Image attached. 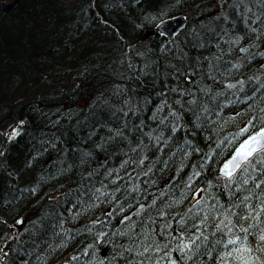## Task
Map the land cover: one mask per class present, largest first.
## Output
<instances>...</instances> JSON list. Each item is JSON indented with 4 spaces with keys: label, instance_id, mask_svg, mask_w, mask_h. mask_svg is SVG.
Wrapping results in <instances>:
<instances>
[{
    "label": "trees",
    "instance_id": "obj_1",
    "mask_svg": "<svg viewBox=\"0 0 264 264\" xmlns=\"http://www.w3.org/2000/svg\"><path fill=\"white\" fill-rule=\"evenodd\" d=\"M10 1L0 0V210L4 208L10 217L13 212L32 205L39 196L44 204L22 214L28 221L30 217L41 221H26L19 235L10 234L7 221L0 222V249L5 246L8 251L7 256L4 250L0 251L5 259L1 264H139L141 260L149 264L145 257L136 256V249L142 251L138 240L151 244L148 239L163 238L167 242L166 238H176L189 229L198 232L194 224L201 225L207 234V230L216 229L213 213L217 210L215 215H220L221 205L225 210L246 213L244 196L252 197L247 203L259 205L264 197V163L261 162L264 157L248 164L234 183L224 179L212 183L208 176L195 172L181 160L183 156L174 154L180 148V141L170 138L165 144L154 142L151 149L143 147L148 139L168 131L172 133V127L179 120L188 118L211 144L219 142V152L226 158L236 145L233 136L237 133L233 130L237 122H247L253 129L264 122V86L258 80L246 82L242 88L241 97L247 107L236 117L222 114V106L218 104L209 112L212 113L209 120H205L199 105L187 112L153 80L143 86L146 89L143 94L148 97L153 93L150 95L155 96L154 102L140 100L135 91H128L127 96L119 97L120 107L115 102L112 105L111 95L124 87L107 76V70L95 71L101 62L143 58L139 45L148 47V43L140 37L134 23L137 16H143L150 23L160 19L161 0H20L18 7L8 11L5 6ZM237 1L241 7L254 3L259 16L264 18V0ZM125 10L128 12L123 18L106 22L107 18L117 17ZM172 10L173 7H168L166 14ZM192 44L196 50L204 51V42ZM234 50L230 46L224 48L226 53ZM215 56L217 53L212 55L214 61ZM132 96L136 100H130ZM86 99L88 102H84ZM41 126H46L48 131L41 130ZM14 130L19 134L10 138ZM190 142L194 144V140ZM156 149L173 163L176 161L177 166L185 164L190 168L183 175L190 184L188 189H178L188 194L189 199L199 185L204 188L196 213L190 218L184 214V233L180 219L175 225L168 221L184 205L183 198L176 195L169 200L168 209L157 203L151 208L156 201L139 196L149 202L147 211L142 216H133L124 225H118L119 213L130 208L134 199L111 203L106 199L95 214L96 203L91 196L105 199L107 189L125 185L127 178L137 176L142 170L141 163L150 162L158 168L159 162L147 160L142 153ZM88 156H93L92 160ZM84 171H87L85 177ZM167 171L178 174L170 165L164 174ZM89 172H94L93 180L87 179ZM77 176L81 178L76 179ZM195 176L198 182L192 181ZM67 178L83 183L65 185ZM244 179L249 183L243 184ZM163 183L170 190L178 187L177 181L168 182L164 178ZM57 193L60 195L52 198ZM110 207L112 219L104 215ZM72 210L79 212L70 219ZM205 216L208 219L202 224ZM93 218L105 219L92 223ZM241 223L249 227L254 222ZM39 224L45 225L46 231L37 228ZM259 227L251 228L248 233L253 247L259 243ZM28 239L32 242L29 254L24 243ZM221 239L226 237L215 232L207 240L198 241L200 246L193 250V258L184 257V262L177 259L181 256L179 252L171 255L179 264H221L219 257L224 254V248L217 243ZM128 247H133V251L121 255ZM104 248H108L105 257L101 255ZM152 254L149 252L146 256L153 260L164 255L154 253L152 257ZM253 255L264 259V253Z\"/></svg>",
    "mask_w": 264,
    "mask_h": 264
},
{
    "label": "bare ground",
    "instance_id": "obj_2",
    "mask_svg": "<svg viewBox=\"0 0 264 264\" xmlns=\"http://www.w3.org/2000/svg\"><path fill=\"white\" fill-rule=\"evenodd\" d=\"M161 3L163 8L159 12L162 17L158 18L155 23L147 22L143 16H137L135 20L134 26L140 32V37L148 43V47L139 45V51L143 55L141 60L101 62L100 66L96 65L95 67L96 72H100L101 69L107 70V76L115 79L116 82L118 81V85L124 87L123 90L111 95V104L113 105L115 102L120 107L122 101L119 97L127 96L128 91H135L140 100L150 99L151 102H154L153 98L155 96L150 95L153 93H150V96L147 95L148 97L143 94L146 90L143 86L148 82L155 81L170 95L169 97L174 102L181 103L187 112L199 105L200 113H202L205 120H209L212 114H209V112L215 110V107L219 104L220 107L222 106V114L226 112L229 113V117H236L247 107L246 102L241 97L245 83L258 80V84L264 86V55H261V53H264V18H261L257 13L256 5L244 2L248 5L241 7L237 0H211L208 3H205L204 0H161ZM168 7H173V10L171 13L166 14ZM231 8L236 9V11L231 10ZM87 9L89 8L87 7ZM127 12L128 10H125L117 17H109L106 22L108 23V21L110 22L119 17L123 18V14ZM252 28L257 29V31L252 32ZM116 33H118V30H116ZM237 37H243V39L238 43H231L236 41ZM119 38H122L120 34ZM225 41H229V43H225ZM192 42L196 44L204 42V51L196 50ZM227 46L233 47L234 52H224V48ZM241 48H247L248 51L241 52ZM215 53H217V56H215L214 61L212 55H215ZM222 62L224 65H222ZM234 65H238V67H234ZM152 76H155V79ZM188 81H190V84H187ZM229 85L234 87H228ZM135 98L137 97L132 96L130 100H136ZM192 100H195V104L189 103ZM84 102H88V100L86 99ZM195 113H197V110ZM41 127V130L48 131L46 126ZM172 128L176 130H173L172 133L168 131V133L148 139L143 147L151 149L154 142H158L160 145L161 143H168L167 141L170 138H174V140L180 141V148L175 149L174 154L179 157L183 156L184 158L180 159L185 161L192 170L208 176L212 183H216V179L228 181V178L224 177L221 171L223 165L236 155L252 135L264 129V122L256 129L250 127L247 122H237L233 130L237 133L236 136H233L236 145L230 150L226 158H222L219 152V142L216 141L211 144L207 139L208 137L200 133L198 131L199 127L195 126L188 118L184 121L179 120V123ZM52 131L53 128L49 130L50 133ZM191 140H194V144L190 142ZM74 147L79 148L78 145ZM209 149L210 152H207ZM160 150L163 151L164 149ZM142 153L147 160L159 162L158 168L150 162L147 165L141 163L142 170L137 172V176L135 174L127 178L125 185L107 189L105 199L91 196L96 203L94 213L97 214L100 211L106 199L110 203L134 199V202L129 204L130 208L119 213L121 217L118 225H124L133 216H142V212L147 211L149 202L142 201L139 196L156 201L151 208H154L157 203L168 209L169 200L176 195L183 198L185 207L183 205V208L179 209L178 215L174 217L171 215L168 221L170 224L172 222L175 225L179 219L184 220V214L190 218L191 214L196 213L197 209L195 208L199 206V200L204 190L203 186L199 185L190 199L188 194L178 190L188 189L190 184L183 179V175L190 168L188 169L185 164L177 166L176 161L173 163L172 159L166 158L164 153H159L157 149L155 151L144 150ZM88 158L92 160L93 156H88ZM164 158H166L165 163ZM169 165L175 168L178 174L168 171L164 174ZM51 169H54V166H51ZM87 171H84L83 177H85ZM89 173L87 179L93 180L91 175L94 172ZM78 178L81 177L77 176L76 179ZM164 178L168 182L177 181V189L170 190L167 185H163ZM158 179L159 181H157ZM73 180L74 178H67L65 185L71 186L83 183L82 180L72 182ZM194 180L198 182L196 176L192 179V181ZM132 183L135 184L128 188ZM59 195L60 193L52 195V198H57ZM31 198L33 199L35 196ZM42 204H44V200L39 196L33 200L32 205L21 211L13 212L10 217L6 215V210L2 208L0 210L2 213L0 222L7 221L10 234L19 235L25 228L26 221H28L27 216L22 214L27 211L30 212L35 209L36 205ZM190 209L191 211H189ZM78 212L72 210L68 217L72 219ZM166 213L168 212L166 211ZM112 214V207L104 212L108 219L113 218ZM103 219L93 218L91 222L99 223ZM29 221L37 223L41 220L37 217H30ZM46 224L49 226L48 223ZM45 225L39 224L37 228L44 232L46 231ZM207 231V234L203 233V236L210 237L217 232L216 229ZM196 234L199 235L200 233L196 232ZM147 241L167 243L169 246L175 247V238H166L167 242H163V238H156V240L151 238ZM24 243L29 249L27 251L29 254L32 250L30 249L32 246L31 239L26 240ZM4 247L2 246L4 253H8ZM116 247L118 248V246ZM115 251H117L116 248ZM107 254L108 248H104L101 255L105 257ZM151 256L155 257V254L153 253ZM157 259L161 260V264H168V261L161 259V257L153 260ZM177 259L184 262L186 258L180 256ZM4 260L3 256L0 255V264ZM63 264H66V262ZM182 264H186V262Z\"/></svg>",
    "mask_w": 264,
    "mask_h": 264
},
{
    "label": "snow or ice",
    "instance_id": "obj_3",
    "mask_svg": "<svg viewBox=\"0 0 264 264\" xmlns=\"http://www.w3.org/2000/svg\"><path fill=\"white\" fill-rule=\"evenodd\" d=\"M250 11V9H249ZM257 29L252 28V32H256ZM243 37H237L236 41H232L231 43H238L242 40ZM225 43H229V41H225ZM241 52L248 51L247 48H241ZM264 55V53H261ZM234 67H238V65H234ZM228 87H234L233 85H229ZM189 103L195 104V100L190 101ZM207 111V109H205ZM174 114V113H173ZM175 131L176 129L173 128ZM242 131H244L242 129ZM19 134L18 130H14L11 134L10 138H14ZM257 157H264V131L259 132L255 136H251L249 140H247L241 149L236 153V155L229 161H227L223 168L221 169L224 177L228 178L229 183H234L236 181V177L239 172L244 171L245 167L248 164H251L254 159ZM264 163V161H261ZM243 184H248V179H244ZM257 188L260 187L259 184L256 185ZM239 191V189H238ZM252 199L251 196H244L243 203L245 208L247 209L246 213L243 212H233L231 209H224L223 205L220 206V215H215L217 210H214V218L216 220L215 228L218 233H222L225 239L218 240L217 243L223 245L224 254L219 257L221 264H264V259L260 256H254V252L264 253V227H259L260 224H264V219H261L264 216V197L260 199V203L257 206H253L250 203H247ZM234 207H239L238 205H234ZM191 211V209L189 210ZM238 217L239 219H236ZM208 219L205 216L202 219V224L206 222ZM241 221L247 223L249 221H253L254 223L250 224L249 227H244ZM181 231L184 233V225L185 221L182 219L180 222ZM194 228L200 233L197 235L193 233L190 229L187 230V233L181 234L175 238V247L169 250V245L164 244L161 245L158 242H153L151 244L147 242H140V248L136 249V256L145 257L149 260V264H161V260H152L151 257H147L146 254L149 252L152 253H164L161 259H165L168 261V264H179L177 259H174L171 255V252H179L181 257H186L187 259H192L194 256V249L199 248L198 241L207 240L206 236H203L201 225H193ZM239 228L237 232L236 229ZM259 227V233L257 235V239L259 243L253 247L252 244L248 241V233L251 228ZM243 233L244 235H241ZM255 235V234H254ZM3 251V249H0ZM133 251V247L124 248L121 255L126 253H131ZM5 256L8 255L7 252L4 253ZM210 258L211 253L208 254ZM135 264V262H134ZM139 264H144V261L141 260Z\"/></svg>",
    "mask_w": 264,
    "mask_h": 264
},
{
    "label": "water",
    "instance_id": "obj_4",
    "mask_svg": "<svg viewBox=\"0 0 264 264\" xmlns=\"http://www.w3.org/2000/svg\"><path fill=\"white\" fill-rule=\"evenodd\" d=\"M18 3H19V0H13L12 2H10V3H8L6 6H5V8L8 10V11H11V10H13V9H15L17 6H18ZM166 24V23H165ZM261 131H264V129L263 130H261ZM260 131V132H261ZM259 132H257V133H255L254 135H252V136H255V135H257ZM233 158V157H232ZM231 158V159H232ZM230 159V160H231Z\"/></svg>",
    "mask_w": 264,
    "mask_h": 264
},
{
    "label": "rangeland",
    "instance_id": "obj_5",
    "mask_svg": "<svg viewBox=\"0 0 264 264\" xmlns=\"http://www.w3.org/2000/svg\"><path fill=\"white\" fill-rule=\"evenodd\" d=\"M13 0H11L10 2H12ZM10 2H8V3H10ZM19 2H20V0H19ZM18 5H19V3H18ZM18 7V6H17Z\"/></svg>",
    "mask_w": 264,
    "mask_h": 264
}]
</instances>
